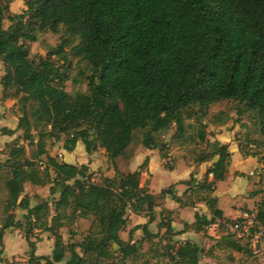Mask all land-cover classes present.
Instances as JSON below:
<instances>
[{
  "label": "trees",
  "instance_id": "16d2710c",
  "mask_svg": "<svg viewBox=\"0 0 264 264\" xmlns=\"http://www.w3.org/2000/svg\"><path fill=\"white\" fill-rule=\"evenodd\" d=\"M5 1L9 0H0V85L3 99L16 100L19 117L16 130L3 127L0 134L22 131L30 157L20 160L24 150L18 148L10 160L0 163V173L7 170L0 264L3 236L9 229L23 233L29 264H129L127 259L138 247L120 237L127 214L148 218L147 224L129 231V240L141 230L143 240L151 242L156 235L147 225L156 220L155 209L165 198L193 207L199 193L207 195L201 202L210 217L195 214L192 229L205 232L217 223L222 235L215 246L242 252L220 223L224 217L217 199L208 196L228 173L225 145L215 143L211 153L200 154L198 165L217 159L202 181L196 183L191 174L181 182L187 190L177 197L173 186L157 194L140 186L147 159L136 171L96 183L86 165L51 156L46 139L58 141L64 135L68 152L81 142L88 155L101 148L109 161L131 159L139 147L163 151L158 137L171 128L177 140H184L186 120L203 116L221 101L242 105L237 114L250 113L264 136V0H24L23 11L8 16L4 29ZM60 29L63 40L57 46L44 58L30 57L27 43H35L37 33L57 34ZM69 54L88 66L85 93L65 91ZM197 138L204 143V131H198ZM26 183L48 187L50 196L57 198L52 204L39 200L33 207L23 201L26 213L16 219L11 212L19 208ZM79 218L92 220L87 235L79 244L64 243L60 230ZM163 220L158 228L165 229L168 243L161 256L174 264H199L204 250L188 241L170 245L169 236L177 233L169 219ZM256 220L264 227V210L257 212ZM34 231L53 238L50 257L35 255V242L40 240H32Z\"/></svg>",
  "mask_w": 264,
  "mask_h": 264
},
{
  "label": "rangeland",
  "instance_id": "374dc122",
  "mask_svg": "<svg viewBox=\"0 0 264 264\" xmlns=\"http://www.w3.org/2000/svg\"><path fill=\"white\" fill-rule=\"evenodd\" d=\"M4 5L5 19L2 27L6 29L9 26L7 17L21 13L25 6L24 0H9L8 2L5 1ZM62 36V29H60L57 34L51 32L37 33V41L35 43H27L30 57L33 59L37 57L44 58L50 48L57 46L63 40ZM65 50L68 51L69 46L66 47ZM68 60L70 66L68 69V80L64 84L65 91L70 94L76 92L85 93L87 91L86 77L89 75L88 66L84 62L79 61L78 58H73L70 54L68 55ZM2 76L3 65L0 61V79ZM237 109L242 110L243 106L233 101H221L209 106L203 116L196 114L192 119L186 120V124L189 126L184 135V140H177L174 137V128L161 134L158 137V142L163 145V151H160V147H158V149H153L158 153V155L156 154L154 157L152 165L154 174L153 182L150 179L151 176L148 174V165L142 169L140 177L141 187L149 191L148 187L151 188L152 185L154 191H159L160 188L172 183L177 178V174H182L181 170L180 172L175 171L171 173L167 171L169 169L165 167L182 170L194 167L192 172L194 176L197 174L196 168L198 164L196 160L200 154L211 153V151L215 149V143H219L215 140L216 135H228L227 133H232V136L230 135V137H232L231 142L237 145L243 157V159L240 160L235 157L234 162L242 172H234L232 178L231 175H226L227 178L223 181H219V186H215V190L217 191V196L220 197L222 201L220 208L227 210L228 213H226L231 215L228 219H230V221L244 222L245 228L248 229V234L240 239L234 236V239L243 248L242 252H236L227 248L220 249L216 247L215 243L217 239L208 236L210 228H207L205 232L198 233L199 236L196 240L197 244L204 250L203 254L200 256L199 264H264V227L256 220L257 212L259 210H264V136L260 135L253 116L246 111L238 115ZM194 111H196V109ZM18 117L19 113L16 100L3 99L2 87L0 85V128L5 127L10 130H16ZM201 130L205 133L204 143H199L197 138V133ZM32 134L36 138V133L32 132ZM65 139L66 137L64 135L60 136V140L58 141L46 139V149L48 153L53 157H57L60 162H64V159L77 166L82 162L86 163L85 165H92L94 171H91L89 166L87 167L89 172L92 173V181L96 183L103 177L112 178L116 173L133 172L139 167H135V161H138L137 151L131 159L120 157L114 161H109L105 151L101 148L91 155H88L81 142H77L75 149L72 152H68L63 146ZM225 146L230 154L231 161V152L228 149L229 145ZM18 148L24 150V155L19 158L20 160L30 157L27 142L23 140L22 131H15L12 136H3L0 134V163L5 164L10 160L12 158L10 155L11 152ZM139 148L140 150L144 149V147ZM222 154L223 151L221 152V155ZM216 158L217 157L213 160ZM146 159L142 157L140 165H142ZM209 163H211V161ZM6 171L7 170L4 169L3 172L0 173V223L5 216L3 213V204L6 196L4 189V183L7 178ZM203 175L201 181L204 178ZM228 186L232 188V197L223 196V191H227ZM212 195L213 193L208 196L213 198ZM205 196L207 195L202 193L196 195L193 199L194 204L201 202V199ZM56 198L57 195L54 197L50 196L48 187H36L26 183L24 185V192L20 197V202H22L19 208H16L11 214L16 219L22 218L26 213V209L21 207L23 201H25L24 205L33 207L39 200H47L52 204L53 200ZM224 203L226 204L224 205ZM218 206L217 203V207ZM189 208L192 209L193 207ZM198 209L199 211L202 210V208ZM131 214L133 213L129 212L127 214L128 223L120 234V237L122 240L128 241L131 244L136 243L138 253L128 258L127 262L129 264L142 262H148L150 264H174L172 261H169L166 255L161 256L162 253L165 252L164 247L167 245L168 239L167 235H161L162 231L165 232V229L158 228L159 222L157 219L154 223L155 227L153 226L152 228V234L156 235V238H153L151 242L143 240L144 238L141 230V235L135 236L134 232L129 240L128 233L133 229L129 228L131 227V222L129 220ZM142 215L145 216V214ZM165 219L167 218L165 217ZM170 221H173V219L171 218ZM91 224V219L82 218L68 223L60 230L64 243H81L91 228ZM216 229L218 230L217 235L220 237L222 233L219 232L218 228ZM223 233L226 234V232ZM255 233H257L258 236L252 238V235ZM169 238V241H171L170 245L174 247L180 243L174 241L173 235H170ZM35 239L40 240L35 242V255L37 257H50L53 249V238H51L48 233L34 231L32 240L35 241ZM3 244L4 262L1 264H29V248L23 239V233L21 231L13 229L7 230L3 236ZM253 249L260 250L262 256L260 258L254 257L252 254ZM113 250L116 251V255L119 258L120 253L117 252V248L113 247ZM77 251L79 252V249H77ZM39 263L41 264L42 261H39Z\"/></svg>",
  "mask_w": 264,
  "mask_h": 264
},
{
  "label": "crops",
  "instance_id": "0c3cea01",
  "mask_svg": "<svg viewBox=\"0 0 264 264\" xmlns=\"http://www.w3.org/2000/svg\"><path fill=\"white\" fill-rule=\"evenodd\" d=\"M228 135H216V139L220 144H224V145H229L228 146V149L229 151L231 152V161H230V166H229V169H228V173H227V176H230L231 175V178H232V175L234 174V172H242L241 169H239L237 167V164H235V157H237L239 160L240 159H243L241 153L239 152L238 148H237V145L234 143V142H231V138L230 135L232 136V133H227ZM227 140V141H225ZM230 140V141H229ZM137 157H138V161H135V167L136 166H140V163H141V158H147L148 159V174L151 176L150 179L152 180L153 182V177H154V174H153V170H152V165H153V162H154V157L156 156V154L158 155V153H156L155 150H152V149H142L140 150V148L137 150ZM136 157V158H137ZM217 159V158H216ZM213 160L211 161V163L209 162H206V163H202V164H199L198 167L196 168L197 170V174H195L193 176V178L195 179V182L198 183L201 181V178H202V175L206 173V170L216 161ZM63 161L67 164H72V165H75L77 166L76 164L74 163H71L69 161H66L63 159ZM85 165L86 163H79V166L80 165ZM86 166H89L91 169V171H94L92 169V165H86ZM194 168V167H193ZM193 168H187V169H174L172 168V170H167L169 172H182V174H177V178L172 182L170 183L169 185L165 186V187H162L160 188L159 191H154L152 189V185H151V188H149V192L151 194H157L159 193L161 190H166L168 189L170 186H173L174 187V191H175V194L177 197H181L183 195V193L187 190V186L185 185H182L180 184L181 182H184V181H188L192 172H193ZM164 170V169H163ZM203 175V176H204ZM226 176V178H227ZM225 178V179H226ZM208 181H212V175H209L208 176ZM151 182V183H152ZM215 186H219V182H217L215 184ZM216 189V188H215ZM232 188H230L228 186V189L227 191H223V196L224 197H232L233 196V193H232ZM189 196V195H188ZM213 198L217 199V203H218V208L223 212V217H224V221L226 220H230L228 218H230L229 216L231 215H228L227 213V210H223L221 209V200H220V197L217 196V191L215 190L213 192ZM185 201V200H184ZM226 203H224L225 205ZM198 208H202L201 211H199ZM227 212V213H226ZM155 213H156V219L158 220V222L160 223L161 221H164L163 218H167L169 220H171V218L173 219V221H171V229H172V232L173 233H177L176 235L173 236V239L175 242H180L179 244H183L185 243L186 241L188 242H191V243H196L197 244V238H198V233H201V232H196L192 229V225L194 224L195 222V219H194V216L195 214H198V215H202V216H205L207 218L210 217L209 215V211L207 209V206L203 203V202H199V203H196L194 204L193 208L190 209L189 207H185V206H180L178 203H176L174 200H172L171 197L167 196L165 198V201L163 203V205L161 207H158L155 209ZM169 217V218H168ZM129 220L131 222V227L129 228H134L135 226H138V225H144V224H147V221H148V218L144 215H136V214H131V216H129ZM156 221V220H155ZM154 222L150 223L147 225V228L148 230L150 231V233H153V226L155 227L154 225ZM188 227H187V226ZM186 226V227H185ZM209 229V233H208V236L209 237H212V238H215L217 239L219 236L217 235L218 233V230L216 228L219 229L218 227V224H212L210 226L207 227ZM205 228V230L207 229ZM215 228V229H213ZM163 232L161 233V235H163ZM140 230H136L135 231V236H139L141 235L140 234Z\"/></svg>",
  "mask_w": 264,
  "mask_h": 264
},
{
  "label": "built area",
  "instance_id": "2783aa9c",
  "mask_svg": "<svg viewBox=\"0 0 264 264\" xmlns=\"http://www.w3.org/2000/svg\"><path fill=\"white\" fill-rule=\"evenodd\" d=\"M224 228L228 231V233L236 236L237 238H243L245 235L248 234V229L245 228L244 222H238V221H221L220 222ZM258 236L257 233L252 235V238H255ZM252 254L256 258H260L262 256V253H260V250L253 249Z\"/></svg>",
  "mask_w": 264,
  "mask_h": 264
}]
</instances>
